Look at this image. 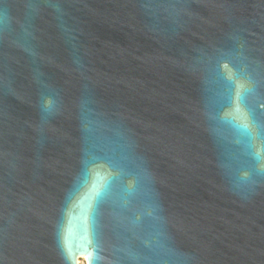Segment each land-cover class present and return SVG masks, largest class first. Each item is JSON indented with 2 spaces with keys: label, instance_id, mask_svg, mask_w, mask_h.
Returning <instances> with one entry per match:
<instances>
[{
  "label": "water",
  "instance_id": "obj_1",
  "mask_svg": "<svg viewBox=\"0 0 264 264\" xmlns=\"http://www.w3.org/2000/svg\"><path fill=\"white\" fill-rule=\"evenodd\" d=\"M238 106L264 0H0V264H264Z\"/></svg>",
  "mask_w": 264,
  "mask_h": 264
},
{
  "label": "snow or ice",
  "instance_id": "obj_2",
  "mask_svg": "<svg viewBox=\"0 0 264 264\" xmlns=\"http://www.w3.org/2000/svg\"><path fill=\"white\" fill-rule=\"evenodd\" d=\"M229 83L234 89H237L236 91V96L239 101H243L244 98V93L247 91H251L250 87H247L244 84L237 85L235 80H230ZM249 84L251 83L250 81L248 82ZM53 103L52 100L48 101V105L51 106ZM237 111H241L239 106L237 107ZM241 115L243 119L246 121L245 124H243V127L245 131L247 132L248 136L253 140H260L264 141V118L257 117L254 113L252 112H243L241 111ZM132 188L130 187L128 189L129 193L131 194ZM106 191L105 190H99L97 192V205H100L104 202V198L106 196ZM97 209H94L96 211Z\"/></svg>",
  "mask_w": 264,
  "mask_h": 264
},
{
  "label": "bare ground",
  "instance_id": "obj_3",
  "mask_svg": "<svg viewBox=\"0 0 264 264\" xmlns=\"http://www.w3.org/2000/svg\"><path fill=\"white\" fill-rule=\"evenodd\" d=\"M83 264H87L86 257H83Z\"/></svg>",
  "mask_w": 264,
  "mask_h": 264
}]
</instances>
